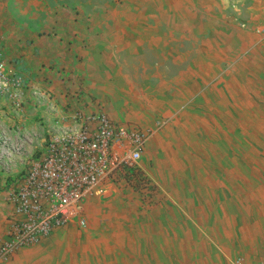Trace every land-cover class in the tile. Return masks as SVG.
Masks as SVG:
<instances>
[{"label": "crops", "instance_id": "1", "mask_svg": "<svg viewBox=\"0 0 264 264\" xmlns=\"http://www.w3.org/2000/svg\"><path fill=\"white\" fill-rule=\"evenodd\" d=\"M239 2L233 5L226 0H0V52L23 85L20 106L14 99H0V131L4 124L15 122L19 132L30 138L36 136L40 140L44 134H57L75 124L79 113L98 111V106L87 99L91 96L102 101L104 111L115 122H125L119 119L124 117L123 111L114 107L113 96L99 91L88 80L77 82L67 78L72 59L87 57L92 50L100 57L113 59H156L144 63L154 67V75L174 77V85L184 87L191 83L199 88V59L206 55L205 51L231 49L243 53L247 60L252 57L256 32L250 26L264 25V0ZM244 23L249 27L245 28ZM129 62L132 71L137 63ZM79 87L90 96L75 98L73 94ZM161 87L164 85L159 84L158 89ZM120 88L114 91L126 95L129 91L131 96L136 85L128 77ZM117 197L111 195L104 200ZM195 198L191 194L169 196L176 203H191ZM7 209L0 200V238L4 236ZM147 211L139 224L133 221V225L113 227V237L79 232L78 239L74 227H60L46 240L22 249L0 264H220L227 258L229 262L223 264H233L235 257L246 260L245 264L264 262L263 236L258 242L262 251L253 259L249 256V239L238 246L235 239L221 240L220 236L218 243L223 249L211 247L205 260L184 255L170 259V250L204 248L199 238L200 221L185 228L184 221L181 222L185 218L183 211ZM189 213L196 219L202 217L193 209ZM185 229L197 231L198 241L185 242L183 236L179 241L169 238L173 233L184 235ZM232 231L225 228L224 233L231 235Z\"/></svg>", "mask_w": 264, "mask_h": 264}, {"label": "rangeland", "instance_id": "2", "mask_svg": "<svg viewBox=\"0 0 264 264\" xmlns=\"http://www.w3.org/2000/svg\"><path fill=\"white\" fill-rule=\"evenodd\" d=\"M246 24L244 27L248 28ZM261 26L264 28L261 24L250 26L256 39L248 60L243 53L231 49L205 51L206 55L199 59V88L191 83L184 87L174 85V77L154 75V67L144 63L156 59H113L98 56L96 50L89 51L87 57L72 59L68 80H88L116 99L114 107L124 116L119 119L126 120L120 124L151 131L139 165L123 171L112 183L113 197H119L114 201L96 198L85 202L87 228H80L77 222L68 225L78 231V239L80 233L89 232L113 237V227L133 225V221L139 224L147 210L163 209L169 213L185 212L181 220L185 228L200 221L199 238L204 243L201 249L170 250V259L184 255L205 260L211 247L223 249L218 236L221 240L233 238L238 246L249 239L252 259L261 253L258 242L264 237V31L257 30ZM129 61L137 63L132 71ZM128 77L136 85L131 96L129 91L127 95L117 91ZM159 84L164 87L158 89ZM75 92V98L90 96L80 87ZM91 98L87 99L98 106L97 112L106 113L102 101L96 96ZM49 139L45 134L40 140L23 135L15 122L1 128L0 200L5 211L9 207L6 194L10 184L38 157ZM174 194L197 198L191 203H176L169 200ZM179 204L183 205L182 210L176 208ZM190 209L199 211L202 217L194 218ZM5 222L4 233L10 225L9 208ZM225 228L233 229L232 234L224 233ZM185 230L184 235L173 233L169 238L179 241L183 236L185 242L198 241L197 231ZM240 258L235 257L233 264ZM225 262L229 259H222L220 264Z\"/></svg>", "mask_w": 264, "mask_h": 264}, {"label": "built area", "instance_id": "3", "mask_svg": "<svg viewBox=\"0 0 264 264\" xmlns=\"http://www.w3.org/2000/svg\"><path fill=\"white\" fill-rule=\"evenodd\" d=\"M22 95L23 85L0 52V99L20 106ZM150 136V130L117 123L103 112L79 113L75 124L52 134L7 191L10 225L0 238V262L72 222L87 228L84 203L113 195V181L139 165Z\"/></svg>", "mask_w": 264, "mask_h": 264}]
</instances>
